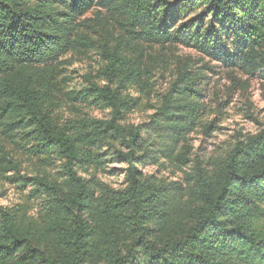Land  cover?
Segmentation results:
<instances>
[{
    "label": "trees",
    "instance_id": "16d2710c",
    "mask_svg": "<svg viewBox=\"0 0 264 264\" xmlns=\"http://www.w3.org/2000/svg\"><path fill=\"white\" fill-rule=\"evenodd\" d=\"M96 7L117 35L91 37ZM96 46L100 82L66 91L67 58ZM144 46L264 78V0H0V178L24 194L0 205V264H264V128L193 154L204 89L180 58L150 122L129 123L132 91L152 87ZM67 103L109 118L64 115ZM112 163L126 166L120 188L99 177Z\"/></svg>",
    "mask_w": 264,
    "mask_h": 264
},
{
    "label": "rangeland",
    "instance_id": "374dc122",
    "mask_svg": "<svg viewBox=\"0 0 264 264\" xmlns=\"http://www.w3.org/2000/svg\"><path fill=\"white\" fill-rule=\"evenodd\" d=\"M98 11H101V16L105 19L104 27L95 26L99 34L90 30L91 37L98 41L100 35L105 36L107 32L117 35L121 27L117 19L107 14L106 10L96 7L85 18L94 19ZM144 48V61L153 73L150 78L152 87L148 94L142 89L132 91L133 97L139 99V107L129 114L127 119L129 123L138 125L150 122V117L156 112L154 108L159 106L162 96L169 90L174 79L176 68L169 61L174 62L180 58L191 71L199 75L197 84L201 83L204 89L202 97L199 98L202 105L198 115L199 124L188 137L193 154L199 158L217 156L229 150L237 140L254 135L264 128L263 77L259 75L249 77L224 69L190 49L176 46H167L164 49L159 46ZM67 59L69 64L66 65L68 76L66 91H80L88 86L87 79L93 78L95 82H100L94 77L99 76V70L105 65V61L98 46ZM165 60L168 62L163 64ZM74 105L67 103L60 111H64V115L68 116L71 111L100 120L109 118V111L102 110L97 105ZM14 157L22 164L23 175L35 172L25 156L16 153ZM108 165L107 171L113 170L111 172L114 175L100 172L99 177L112 187H122L125 182V164ZM155 170L148 167L145 172L152 174ZM23 196L21 189L0 178V205L12 207L22 201Z\"/></svg>",
    "mask_w": 264,
    "mask_h": 264
}]
</instances>
